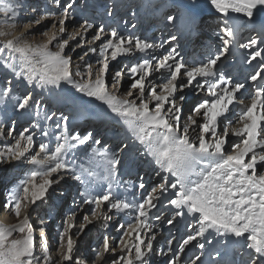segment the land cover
<instances>
[{
	"label": "snow or ice",
	"instance_id": "obj_1",
	"mask_svg": "<svg viewBox=\"0 0 264 264\" xmlns=\"http://www.w3.org/2000/svg\"><path fill=\"white\" fill-rule=\"evenodd\" d=\"M209 3L222 18V47L210 54L206 63L195 66H189L182 57L178 58L175 48L165 55L156 56L150 50L163 47V44L121 35L115 29L106 34L105 28L100 26L95 30L93 42L106 38L99 45L95 75L93 65L86 64L83 73L86 79L82 77L77 81L75 77L81 76L79 65L73 72L72 57L66 54L65 49L70 47L69 41L76 42L75 48L82 47L85 42L83 32L93 25L85 21L80 25L83 32L74 31L68 34L67 40L63 39L67 34V21L75 8L72 2L63 7L53 22L51 34H43L47 37L44 43H27L23 36L7 38L11 33L0 31V37L5 38L0 46L3 68L30 89L21 96H14L11 86L0 87V103L13 99L15 111L21 113L31 112L35 106V115L40 117L44 101L37 99L34 92L39 90L52 95L53 90L63 91V86L68 85L83 97L105 105L119 119L132 140L140 146V155L156 166V175L161 176L163 181L145 194L146 185L141 177L137 186L140 199L137 200L135 194L131 200L122 199L118 191L121 187L120 166L122 151L128 148L127 144L116 151L107 147L97 148L94 145H100L101 141L93 140L91 132L70 134L69 117L62 115L55 121L56 128L61 129L55 135V146L41 141L36 150V133L24 128L15 137L14 144L0 151V162L32 165L25 178L7 193L4 209L10 210L18 222L0 223V264H53L43 226L39 229L40 254H36V229L30 222L28 208L45 200L49 189L69 176L85 185L80 193L82 204L90 206V215L84 216V223L75 236L78 237L87 225L101 217L112 219L108 212L135 213L126 227L120 226L123 235L119 238L118 254L105 236L102 244L93 250L91 264H105L106 254L110 252L115 256L112 264H152L151 256H166L164 251L155 250L157 234L153 231L155 225L150 222L153 209L161 203V197H165L175 210L174 218L167 221L169 225L174 224L175 217H191L193 221L188 225L192 231L183 240L178 253L172 252L165 264H182L179 253H183L185 247L198 241V238L206 239V233L222 238L218 242L225 245L243 240L242 248L246 249L247 257L243 264H264V172L259 171L264 168V84L257 86L250 102L241 108L237 120L239 127H226L221 133L218 131L220 118L226 117L234 103L243 104L236 94L245 85L218 75L217 69L218 62L226 57L236 36L231 14L259 24L264 32V0H209ZM195 5L196 0H192L188 7L194 8ZM22 8L21 4L12 6L0 0V12L13 21ZM106 10L109 16L113 14L111 7ZM257 17L260 19L257 20ZM46 18L47 14L41 15L34 23L38 25ZM167 21L175 25L177 17L168 15ZM176 40L177 37L172 35L164 43ZM258 43L264 44V39L252 37L248 43L240 44L243 49H252L247 61L249 64L257 58L261 61V70L250 76L254 83L258 79L264 80V49L257 50ZM53 44L55 50L50 47ZM88 51L96 53L97 48L89 47ZM133 52L144 54L145 58L126 70H117L112 77L110 91L106 83L110 61H117L119 57ZM154 73L163 77L158 86L150 80ZM126 74L130 83L122 96L120 88ZM185 89L206 90L210 99L196 103L181 127L185 96L177 94ZM65 102L72 103L73 97H65ZM54 117L55 113L49 115L45 112L43 118L52 121ZM33 127L39 129L40 126L33 124ZM14 131V128L6 129L0 121V138L5 135L12 137ZM190 131L198 132L195 139L189 135ZM39 134L50 136L47 128L40 130ZM229 134L240 138L230 153L225 149ZM80 146L90 147L91 150L87 162L78 166L75 153ZM101 184L107 187L94 192L95 186ZM156 219L160 217L156 216ZM74 227L75 213L63 221V229L58 232L61 257L55 264H87L85 259L75 256L78 246L72 232ZM14 234H18L19 238H14ZM208 242L212 243L211 240ZM168 243L171 246L172 242ZM195 246L204 248V244L199 242ZM169 251H172L171 247ZM199 260L200 256H196L192 264Z\"/></svg>",
	"mask_w": 264,
	"mask_h": 264
},
{
	"label": "rangeland",
	"instance_id": "obj_2",
	"mask_svg": "<svg viewBox=\"0 0 264 264\" xmlns=\"http://www.w3.org/2000/svg\"><path fill=\"white\" fill-rule=\"evenodd\" d=\"M164 1L165 2H162L161 0H117V1L115 0H46V1L45 0H5L6 4L12 6L21 3L24 4H23V8L20 9L17 13L16 24L15 23L12 24V21H7V23H5L6 20L2 21L0 22V31H6L8 33H11L13 25L18 31L22 30L23 26H29V28L36 27L33 31H31L28 34L30 40L29 43L30 44L44 43L46 42L47 37L44 36L43 34L45 32L49 33V35L51 34V31H53L51 26L53 22L58 18L60 12L63 10V7L66 6L68 2L74 3L75 8L70 16L71 18H73L72 20H70L73 21V23L69 24L71 27L70 30L67 27L68 30L67 32H71V33H73L74 31L83 32V30L80 29V25L83 24L85 21L93 25L91 29H88L89 32H83V35L85 37V42L82 45V47L75 48L76 42L69 41L70 47L65 49L66 54L72 57L73 72L77 71V67H76L77 65L82 66L81 68H79V71L81 72V76L75 77V79L79 81L83 77L86 64L93 65V73L95 75L96 68L98 67L96 61L98 59L99 45L103 41V39L106 38L105 36L102 38L101 41L93 42V36L95 34V30L100 26H103L105 28L106 34L110 33L113 29H115L121 35L140 37L142 39H146L150 43H154V44L156 43L157 45L160 44L165 45L164 48L160 47L155 50V51H158V49L159 51L161 50L160 51L161 54H155L156 56L165 55L167 54L168 51L171 50V48L175 47L173 42L164 43V41L169 40V37L172 35H176V33L178 39H180V37H184L185 42L187 41L186 47L188 48V50L189 48H191L194 42H196L197 45L198 44L202 45V42L198 40L199 37L201 36V31L205 29L204 28L205 23L210 22V17L213 16V11L211 10V8H209L211 6L208 5L207 7L208 9H205L203 11H198L196 16H192L191 11L194 10L195 8H191V11L190 10L188 11L186 9L181 8L182 6L177 7L175 3L172 2L171 0H164ZM56 2H58V6L60 5V8L59 10L52 11ZM186 3L191 4L189 2ZM113 5H115L116 9L113 8ZM34 6L37 7L35 8ZM108 7H111V10L113 9L112 10L113 14L111 16H109L107 13L106 9ZM185 8H189V7L186 5ZM32 9H34L36 13L31 15ZM181 10L183 11V13L181 12ZM180 13H182V16L180 15ZM44 14H47V18L41 21L40 24L38 25L35 24L34 21ZM168 15H174L177 17V21L175 25H171L168 23L167 21ZM215 15L217 16L214 18L215 28L210 30L212 34L213 32L220 31V26H221L220 21L222 18L217 14ZM193 18H197V21H200L202 23V24H198V26L200 25L202 30L196 28L195 33L197 34H195V38L193 37L194 39L192 38V40L189 41V38L187 36H184L186 33L183 34V32L186 31L184 29L185 27L186 29H188L187 26L192 24ZM70 21H67V23ZM245 23H246L245 25H249L250 27L253 26V24L249 23L248 21H246ZM133 25H135V27H133ZM176 26L177 28L180 26L181 29L175 32V34L174 32L169 33V31L175 29ZM166 30H168V32ZM198 31H200V33H198ZM166 32L167 34L164 35ZM254 32L255 30L252 28L248 35L250 36ZM180 33L182 34V36H180L181 35ZM63 39L67 40L68 35L65 34ZM202 39L204 40V38ZM4 40H5L4 37H0V46H2V42ZM205 42L206 41H204L203 44ZM86 43L88 44L91 43V45L98 43L97 52L90 55V57L85 56V53L88 54V48H89L86 46ZM218 44L219 46L222 45L220 43ZM50 47H52V49L55 50L54 44L50 45ZM73 48H75V51H73ZM187 52H185V54H187ZM207 52H208L207 48L203 47L200 50V52L199 51L193 52V55L196 57H201V60L202 59L206 60L205 58L206 56H208ZM135 54L136 56H134ZM135 54L119 57L117 61H110L109 72L106 75V83L110 91L112 90V77L117 70L121 68H124L126 70L127 67H130L133 63H138L142 58H145L144 54H139V56L138 53L135 52ZM178 57L180 58V56ZM183 59L188 63L189 66H191L190 61L194 60L193 58H191V56L190 57L188 56ZM198 64H201V62H199ZM221 68L222 66L219 67L220 73L222 72V70H224ZM153 76L157 78L156 81L150 78L153 84L158 86L163 82V77L159 73H154ZM83 78L86 79V77ZM129 83L130 80L127 78V74H126L125 79L123 80V86L120 88V94L122 96L127 92ZM5 86H11L13 88L14 96H21L25 92L30 91V89H28L26 84L18 81L16 77L9 70L3 68L2 61H0V87H5ZM198 92L199 89H191V90L185 89L182 93L177 94L178 96L179 95L185 96V100L183 102L184 111L181 120V127H183L185 121L187 120V117L190 114L191 109L195 106L196 103L202 101L204 99L203 96L206 95L205 91L201 92V95H198ZM34 95L36 96L37 99L44 101V103L41 105L40 108V112H41L40 117H37L35 115L36 113L35 106L33 107L31 112L21 113L15 111V107H14L15 100L13 99L9 98L6 102L0 103V121L3 122L4 127L6 129L9 128L15 129L12 137L13 141H11L10 139V141L6 146L0 147V151L14 144L15 137L18 135L20 131H23V129L26 127L29 129L30 133L33 132L36 133V136L34 137V148L36 150L39 149V144L41 141L50 143V145L54 147L56 143L55 135H58L61 131V129L56 128L55 121L56 118L64 115L69 117L68 130L70 134L78 133L80 135H85L91 132L93 134V140L99 139L101 141L100 145H94L97 148L107 147L110 150L116 151L121 149L124 144H128V148L122 151L120 180H121V187H123V190L125 192H126L125 190L126 186H124L125 182L128 181L129 184L131 183L130 186H132L131 187L133 189L132 192L131 191L126 192V193H132L131 199H133L134 194L135 197L138 195V200L140 199V194H139L140 190L138 189L137 186L140 183L141 177H143L144 183L146 185L145 189H147L145 194H147V192H150L154 186H157L163 182L161 176L156 175V172L158 171L156 166L153 163H151V161L148 158L140 155L139 153L140 146L132 140L125 126L119 121L117 117H115L107 109L105 105L94 100H89L87 97H83L81 94L76 93L75 90L68 85L63 86V91L53 90L52 95H49L47 92L41 93L39 90L35 91ZM69 95L73 97L72 103L65 102V97ZM45 112H47L49 115L55 113V117L53 118L52 121H46L43 118ZM221 121L222 120H220L219 126L221 125ZM33 124H38L40 126L39 129L33 127ZM102 125L103 126L105 125L106 129L102 128L101 130H99V128L103 127ZM45 128H47V130L50 133L49 137H43L39 134L40 130H43ZM195 132L198 135V132L197 131ZM219 132L222 133L223 129H220ZM236 143H237L236 138L229 135L227 138V143L225 145L226 151L230 153L232 151L233 145ZM90 150H91L90 147L86 149L85 146H80L78 148V150L75 153V160L78 166L81 162H87L88 154L90 153ZM71 158L72 156L70 155L69 159ZM3 163L4 162H0V169L2 168ZM30 169L31 168H28L22 171L21 170L18 171L17 169L14 170L7 169L4 171L3 174H2L3 170L0 171V223L8 225L18 222L17 218L10 210L4 209V204L7 202L6 197L8 191L14 188L15 186H17L19 182L25 178L26 172ZM260 172H264V168H261ZM71 179L73 178L68 177L65 180V184L68 185ZM74 186L77 185L74 184ZM100 187L101 189H104L107 187V185L101 184ZM84 188L85 185L83 186L82 190ZM82 190L76 189L77 192H75V194L78 195L79 191ZM52 191H53L52 193H56V194H48L45 200L38 201L35 205H31L28 208V212L30 214V222L36 229L34 233L37 244L36 254L37 255L40 254L39 229L41 226H43L44 228H46L45 230L48 236L50 255L52 257L53 264H55V262L60 259L61 250L59 249L58 232L63 229V221L69 215L75 213V227L72 229V232L74 234V239L77 240V246H78V250L76 251L75 256L77 259H85L87 261V264H91L92 260L94 259L93 250L98 248L102 244L104 237L107 236L109 240H111L115 236L113 235V237H110L111 234L106 235V233L107 230H109L110 232L111 231L114 232L118 230L116 224L117 219L115 221L113 219L111 220L104 219L101 223L99 220L94 221L92 224L87 225L84 232L77 237L75 236V233L79 232L80 225L84 223V216L90 215V206L88 208V211L84 213L83 211L86 205L82 204L83 197L79 198L81 200L80 202L81 204H78V206L74 205L73 208L74 202H72V200L75 196L74 195L71 196V193H68V190L62 192L60 191V189L58 190L52 189ZM138 191L139 193H137ZM59 193L62 194V196L65 194V198H63L59 203H57L56 202L57 199L55 198L60 197L58 195ZM76 200L78 201V199ZM168 205L169 204L167 199L165 197H161V203L158 204V206H160L159 211L158 210L156 211L157 208L153 209V216L151 221L154 222L156 226L160 225L159 228H162V225L163 226L167 225L164 226L167 227V229L171 228V225H169L167 222L170 218L167 219V221H165L162 225L160 224L162 221L161 219L167 215L169 216L173 215L172 217L174 218L173 213H175V210L171 211L170 214H167V212L164 214V212L167 210ZM4 213L7 214V217H4ZM23 214L24 213L22 212L21 216H23ZM161 214L162 215L164 214V216H162ZM127 215H128L127 212L122 213V217L120 220H122L123 218H125V220H128ZM156 216H159L160 219L157 220ZM172 217L171 219H173ZM6 219H8L9 221H6ZM41 221H43V225L41 224ZM129 222L130 220H128L127 223ZM189 222L190 221L187 220L186 225L183 228V231L189 229L188 227ZM127 223L125 224L122 223V224L126 227ZM174 223H177V221ZM173 227L175 228L171 229L167 234V236L162 239L163 245L162 242H159V245H155L156 252L158 250L161 251L163 249V246L169 244L168 243L169 241L171 242L175 241L174 240L175 238H173V236L174 234H176L179 226H172V228ZM119 230L120 231H117L116 233L115 239H112L110 241L111 246L117 250V254L119 249V238L123 235V230L121 228ZM184 234L185 233L183 232V235ZM188 234H186L185 239L187 238ZM14 238H19V235L14 234ZM182 243L183 240L182 241L180 240L174 249L172 245L171 248L175 250L174 252L178 253L179 247ZM188 246L190 247V244ZM193 249H195V247L191 248V251ZM179 255L181 256L182 264H192V260H188L186 259V257H184V252L179 253ZM114 258L115 256L113 253L111 254L110 252L106 254L105 264H112ZM150 259H152L151 260L152 262L153 259L155 261H159L158 255H153L150 257ZM167 260L168 259L163 261L161 264H165Z\"/></svg>",
	"mask_w": 264,
	"mask_h": 264
},
{
	"label": "bare ground",
	"instance_id": "obj_3",
	"mask_svg": "<svg viewBox=\"0 0 264 264\" xmlns=\"http://www.w3.org/2000/svg\"><path fill=\"white\" fill-rule=\"evenodd\" d=\"M46 1V0H45ZM115 1H117V0H115ZM162 2H165L164 0H161ZM172 2H174L175 3V5L177 6V7H185L186 5L187 6H189V5H191V4H188V3H186V2H189V3H191L192 2V0H171ZM24 2V1H23ZM121 2V1H120ZM167 2V1H166ZM24 3H21V5H23ZM53 4V3H52ZM166 4H168V3H166ZM33 5H34V2H33ZM116 5H118V4H116ZM208 5L209 6H211L210 5V3H209V0H196V5H195V9L194 10H192L191 11V14H192V16H196L197 15V13H198V11H203V10H205V9H208L207 7H208ZM35 8L37 7V6H34ZM39 7V6H38ZM59 8H60V5L58 6V2H56L55 3V5H54V7H53V9H52V11H54V10H59ZM113 8L114 9H116V7H115V5H113ZM209 8H211V10L213 11V16H211L210 17V22H208V23H205V29L203 30V31H201V33H207V31L206 30H208L209 32H210V30H212L213 28H215V24H214V18L215 17H217L215 14H217V15H219L218 13H216L215 12V10L214 9H212V7H209ZM113 10V9H112ZM190 10V9H189ZM36 13V11L34 10V9H32L31 10V15L32 14H35ZM116 14H117V12H116ZM115 14V15H116ZM125 15V14H124ZM232 15V17H233V19H232V21H233V23L236 25V27H235V29H236V33L237 32H239L240 31V33L243 31V30H246L245 31V34L244 35H242L241 37H240V42H239V47H238V49L239 50H243V48H241L240 47V44H246V43H248V41H249V39H250V37H256L258 40H260V39H264V32H262L261 31V29H260V27H259V24H253V26L252 27H250L249 25H245L246 23V18H243V17H240V16H237L236 14H231ZM202 16V15H201ZM109 17V16H108ZM7 18H9L8 16H6L5 15V13L4 12H0V22H2V21H12V24L13 23H15L16 24V22H17V19L15 20V21H13L12 19H7ZM206 18V17H205ZM205 18H203V19H205ZM208 18V17H207ZM73 18H69L68 19V21H70V20H72ZM92 19V18H91ZM209 19V18H208ZM260 18L259 17H257V20H259ZM110 21V20H109ZM73 23V21H70V22H68L67 23V25H68V29L70 30V25L69 24H72ZM198 24H202L200 21H197V18H193V21H192V24H190V25H188L187 26V32H186V34L184 35V36H187L188 37V34H189V31L190 30H192L193 29V27H195V30H196V28H200V25L198 26ZM36 27H34V28H29V26H23V29L22 30H20V31H18L14 26H12V30H11V34L12 35H10L8 38H12V37H21V36H23V39H24V41L25 42H27V43H29L30 42V40H29V37H28V34L31 32V31H33L34 29H35ZM246 28V29H245ZM254 29L255 31L257 30L258 31V35H255V33L257 34V31L256 32H254V33H252L250 36L248 35L249 33H250V31H251V29ZM181 28H180V26L177 28V27H175V29H172V31H169V33H172V32H174V34H175V32H177L178 30H180ZM247 29H250V30H247ZM198 30V29H197ZM68 31V30H67ZM167 32H168V30H166ZM3 32H6V31H3ZM87 32H89V30L87 31ZM167 32L164 34V35H166L167 34ZM198 33H200V31H198ZM68 34H71V32H67V35ZM179 34V33H178ZM181 34V33H180ZM197 34V33H196ZM213 34H214V32H213ZM176 37H177V33H176V35H175ZM180 36H182V34L180 35ZM249 36V37H248ZM249 38V39H247V41L246 40H244V38ZM184 38V37H183ZM195 38V37H194ZM193 38V39H194ZM199 39H202L201 38V36L199 37ZM219 40H221V38L219 37L218 38ZM31 40H32V38H31ZM179 40L180 39H178L177 38V40L176 41H170L169 43H171V42H179ZM204 40L205 41H207V38H204ZM3 43H4V41L2 42V45H3ZM203 43V42H202ZM156 44V43H155ZM215 44H217V43H215ZM220 44H222V43H220ZM86 46L87 47H95V48H98V43H95L94 45L92 44L91 45V43H86ZM85 46V47H86ZM165 47V45H163V48ZM203 47H205V46H202V45H197L196 44V42H194L193 44H192V46H191V48H189V50H188V52H187V57L189 56H191V58H193L194 60H192V61H190L191 62V66H195V65H199L198 63L199 62H201V63H205V62H207V59L206 60H204V59H202L201 60V57H196V56H194L193 55V52H200V50L203 48ZM162 48V49H163ZM89 49V48H88ZM205 49V48H204ZM260 49H264V44H259L258 43V45H257V50H260ZM156 50V49H155ZM155 50H150L151 52H152V54H161V50L159 51V49H158V51H155ZM163 51V50H162ZM252 51V49H247V52H248V54H245V53H235L234 51H232L231 50V47H230V49H229V52L226 54V57H223L222 59H221V61L220 62H218V65H217V69H218V75H224L226 78H229L233 83H241V84H244L245 85V87L241 90V92H239V93H237L236 95H237V97L239 98V100H242L243 101V104H240V103H234V105H232L231 106V111L229 112V113H226V117H221L220 118V120H222L221 121V125L219 126V128H218V131L220 130V129H223L224 130V128H226V127H228V128H231V127H239V125L237 124V120H238V117H239V113H238V108L239 109H241V108H243V107H245L249 102H250V97H251V95L257 90V86H256V82L254 83V82H252L251 80H250V76L251 75H253V73L256 71V70H258L259 68H260V64H261V61H260V59L259 58H257V60H255V61H253L251 64H249L247 61H248V58H249V53ZM93 53L92 52H89L88 51V54L87 55H85V56H89L90 57V55H92ZM132 54H135V52H133ZM139 54H141V53H138V56H139ZM197 55H198V53H197ZM134 56H136V54L134 55ZM158 56V55H157ZM182 56V55H181ZM93 58H94V55H93ZM128 59H130V58H128ZM188 64V63H187ZM229 65V66H228ZM220 66H222V68L221 69H224V70H222V72L220 73V69H219V67ZM82 66H79V68H81ZM220 73V74H219ZM154 81H156V77H151ZM201 92H204V91H200L199 90V92H198V95H201ZM205 92H206V90H205ZM206 94V93H205ZM203 98L204 99H210L209 97H207L206 95H204L203 96ZM203 99V100H204ZM236 111V112H235ZM103 126V125H102ZM102 128H105L106 129V127H105V125L103 126V127H101V128H99V130H101ZM104 129V130H105ZM189 135L193 138V139H195L196 138V132L195 131H190V133H189ZM230 136H232L231 134H229ZM13 137V136H12ZM12 137H8L7 135H5L4 137H2V138H0V147L2 146H6L7 144H8V142L10 141V139H11V141H13L12 140ZM233 137H235V136H233ZM236 138V140H237V143H239L240 142V138L239 137H235ZM15 140V139H14ZM128 145V144H127ZM226 149V148H225ZM32 167V165H30V164H28V163H26V162H15V161H13V162H9V163H3V165H2V168L0 169V171H2L3 170V172H2V174L4 173V171L5 170H7V169H10V170H14V169H17L18 171L19 170H25V169H28V168H31ZM154 170V169H153ZM259 171H260V169H259ZM133 172V171H132ZM148 172V171H147ZM70 177V176H69ZM68 177H66L63 181H61V183L60 184H58V185H53L52 186V188L51 189H49V193L48 194H56V193H52L53 191H52V189H55V190H58V189H60V191H62V192H65L66 190H68V193H71V196L72 195H74L75 197L73 198V200H72V202H74V204H73V208H74V205H76V206H78V204H81L80 202H81V200L79 199L80 197H81V195H80V193L82 192V191H84V189L82 190V188H83V186H84V184H82L80 181H78V180H75V179H71L70 180V182L68 183V185H66L65 184V180L67 179ZM131 180V179H130ZM126 181H127V179H126ZM127 183H128V181H127ZM74 184L75 185H77V186H74ZM131 185V183L129 184H124V186H126V188H125V190H126V192H132V186H130ZM101 185H96L95 186V188H94V192L95 191H100V190H102L101 189V187H100ZM130 186V187H129ZM76 189L77 190H82V191H79V193H78V195H76L75 194V192H77L76 191ZM171 191V190H170ZM124 190H123V187H120V197L123 199V198H127V199H129V200H131V197H132V193H126ZM139 192V191H138ZM60 197H57V198H55V199H57V203H59L63 198H65V194L62 196V194H58ZM137 200H138V195L135 197ZM76 199H78V201L76 200ZM75 200V201H74ZM166 201V200H165ZM71 202V203H72ZM88 208H89V206H85V209H84V213L85 212H87L88 211ZM159 208H160V206H158L157 207V209L159 210ZM163 208V207H162ZM156 209V210H157ZM174 209H172L171 208V206L170 205H168V207H167V210L164 212V214L167 212V214H170L171 213V211H173ZM164 214L162 215V216H164ZM107 215H109V216H111L112 217V219L115 221L116 219V224H117V227H118V230H116V231H109V230H107V233H106V235L108 234V235H110V237H113V235H115L116 236V233H117V231H120L119 229H120V226L121 225H123V224H125V223H127L128 222V220H130V222H131V220H132V218L134 217L133 215H134V213H132L131 215H127V218H128V220H125V218H123L122 220H120L121 219V217H122V213H116V212H108L107 213ZM126 215V214H125ZM173 216V215H172ZM4 217H7V214L6 213H4ZM126 218V219H127ZM173 218V217H172ZM181 219L182 218H180V217H175V219H174V222H176L177 221V223H174L173 225H171V228H172V226H180V222H181ZM183 219H185V221L186 220H189L190 221V223H193V221H192V218L191 217H186V218H183ZM104 220V218L103 217H101V219L99 220L100 221V223L102 222ZM111 220V219H110ZM6 221H9L8 219H6ZM11 221V220H10ZM123 223V224H122ZM152 224H154L155 225V223L154 222H151ZM159 226L160 225H155V228H154V232L157 234V238H156V240L154 241V247H155V245H159V242H162V239L164 238V237H166L167 236V234L169 233V231H170V229L171 228H168L167 229V227H164V226H162V228H159ZM46 229V228H45ZM109 229V228H108ZM192 230L191 229H188L187 230V233H190ZM149 235H151V233H149ZM213 235H215L214 233L213 234H211V235H209V234H205V236H206V239L207 240H211L212 239V237H213ZM115 236L112 238V239H115ZM176 237V234H174V236H173V238H175ZM111 239V240H112ZM110 240V241H111ZM202 240H205V239H203V238H198V241H193L192 243H193V245H192V243L190 244V247L188 246V247H185V251H184V255H185V253L187 252V251H191V248H193V247H195V249H196V244H197V242H200V241H202ZM241 241H243V240H241ZM172 243H173V241H172ZM172 243H171V245H172ZM162 245H163V242H162ZM169 247H171L169 244L168 245H166V246H163V249H162V251H164L165 253H167V255L166 256H158V258H159V261H155L154 259H153V262H152V264H155L156 262H158L157 264H161L163 261H165L166 259H169V258H171V256H172V252H174L175 250H173L172 248V251L170 252L169 251ZM158 249H160V248H158ZM157 252H160V250H158ZM112 254V253H111ZM162 259V260H161ZM152 260V259H151ZM161 260V261H160ZM196 264H198L197 262H196Z\"/></svg>",
	"mask_w": 264,
	"mask_h": 264
}]
</instances>
